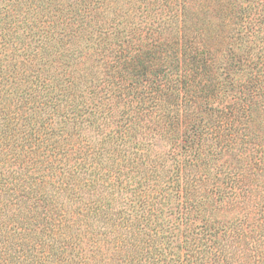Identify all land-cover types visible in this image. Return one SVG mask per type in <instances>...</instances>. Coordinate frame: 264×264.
<instances>
[{"label": "trees", "instance_id": "trees-1", "mask_svg": "<svg viewBox=\"0 0 264 264\" xmlns=\"http://www.w3.org/2000/svg\"><path fill=\"white\" fill-rule=\"evenodd\" d=\"M0 264H264V0H0Z\"/></svg>", "mask_w": 264, "mask_h": 264}]
</instances>
